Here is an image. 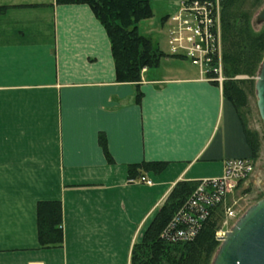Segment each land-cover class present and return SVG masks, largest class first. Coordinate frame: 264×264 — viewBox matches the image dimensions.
<instances>
[{"label":"crops","instance_id":"crops-1","mask_svg":"<svg viewBox=\"0 0 264 264\" xmlns=\"http://www.w3.org/2000/svg\"><path fill=\"white\" fill-rule=\"evenodd\" d=\"M0 7V264H130L176 183L218 179L226 161L250 159L221 88L181 60L165 57L137 85L119 83L88 6ZM144 163L166 166L129 178ZM40 202L61 205L60 248L39 246Z\"/></svg>","mask_w":264,"mask_h":264},{"label":"trees","instance_id":"trees-1","mask_svg":"<svg viewBox=\"0 0 264 264\" xmlns=\"http://www.w3.org/2000/svg\"><path fill=\"white\" fill-rule=\"evenodd\" d=\"M220 0L222 39V71L226 82L222 87L223 98L230 102L240 120L254 163L258 156V137L246 128L244 115L249 110V81L237 80L238 76H252L259 71L264 58V30L255 34L250 19L257 0ZM57 5L88 6L103 26L110 43L115 78L119 83L137 85L143 70L157 68L160 61L170 55L155 48L151 40L138 32L141 21L153 16L148 0H55ZM8 7H0V14ZM183 61V60H181ZM214 77V76H212ZM137 93L136 102H140ZM108 162L105 142L100 140ZM165 163H144L130 166L129 178L144 172L158 174ZM197 182L180 181L174 185L160 205L141 241L134 244L130 264H208L218 241L215 235L223 220V204L209 205L200 202L192 206V193ZM230 196L226 200L230 205ZM62 213L59 202H40L36 208L38 241L41 249L62 246ZM201 218V219H200ZM188 220V222L186 220ZM178 232H183L181 238ZM193 237L190 238V233Z\"/></svg>","mask_w":264,"mask_h":264},{"label":"built area","instance_id":"built-area-1","mask_svg":"<svg viewBox=\"0 0 264 264\" xmlns=\"http://www.w3.org/2000/svg\"><path fill=\"white\" fill-rule=\"evenodd\" d=\"M172 26L168 33V45L171 55L179 60L191 62L204 72L203 78L211 81L216 79L215 59L220 49V0H186L181 2L176 15L170 18ZM213 64V65H212ZM215 66V67H214ZM208 69H211L207 71ZM215 74L214 77L211 73ZM207 74V75H206ZM254 165L250 159H231L224 163V172L221 178L201 180L192 193V206L200 202L213 200L215 204H223L226 221L220 228L215 239L220 242L228 232V220L234 218V211L227 206L226 200L240 184L247 181L253 173ZM139 183L150 186L152 183L146 178H139ZM201 219V218H200ZM186 220V219H185ZM188 222V220H186ZM181 238L183 232H178ZM193 237V232L190 233Z\"/></svg>","mask_w":264,"mask_h":264},{"label":"rangeland","instance_id":"rangeland-1","mask_svg":"<svg viewBox=\"0 0 264 264\" xmlns=\"http://www.w3.org/2000/svg\"><path fill=\"white\" fill-rule=\"evenodd\" d=\"M149 5L152 9L153 16L150 19L141 21L138 25V32L140 35L149 38L155 48L161 50L164 54L170 55V58H174L179 60L171 55L170 47L168 45V33L172 26V22L170 18L177 14L178 9L180 8V4L186 0H148ZM251 0H248L244 5L249 8ZM257 7L253 9L250 24L251 30L257 34L264 30V23L259 24L256 22V16L258 12L264 8V0H257ZM221 31V24H220ZM220 49L217 51L215 64L216 66H220L221 70L211 73V76H215L218 80L216 82L207 80L208 82H213L217 86H219L222 90L224 83L226 82V78L223 75L222 71V39L220 32ZM264 60V58H263ZM179 64H182L181 67L187 68L189 70H195L199 72L200 77L203 76L204 72L200 70L198 67L194 66L191 62L183 60L178 61ZM263 62V61H262ZM161 63L164 64V61L161 60ZM213 65V64H212ZM262 65V63H261ZM215 67V66H214ZM261 67V66H260ZM211 69H208L209 71ZM260 71V68H259ZM259 71L253 73L252 76H238L237 80L249 81L253 88L252 93L249 95V110L248 114L244 115V121L246 123V128L249 131L254 132L258 137V156L257 160L254 163L253 173L249 177L250 184L246 188L236 187L235 190L232 191L230 196V206L234 211V218L228 220V231L234 226L236 221L242 217V215L253 205H255L258 201L263 198V186H264V126L259 117V113L257 110V100L255 95V84L257 81V77ZM203 73V74H202ZM207 75V74H206ZM203 78V77H202ZM204 79V78H203ZM207 79V78H205ZM245 186V185H244ZM246 189V190H245ZM226 221V215L223 211V220L219 225V229L223 228L225 231L227 227H223V224ZM218 229V230H219ZM221 246V242H218L215 250L213 251V255L208 264H212L216 253L218 252Z\"/></svg>","mask_w":264,"mask_h":264},{"label":"water","instance_id":"water-1","mask_svg":"<svg viewBox=\"0 0 264 264\" xmlns=\"http://www.w3.org/2000/svg\"><path fill=\"white\" fill-rule=\"evenodd\" d=\"M256 22L264 23V8ZM257 110L264 126V60L255 84ZM212 264H264V186L263 198L251 206L220 240Z\"/></svg>","mask_w":264,"mask_h":264},{"label":"flooded vegetation","instance_id":"flooded-vegetation-1","mask_svg":"<svg viewBox=\"0 0 264 264\" xmlns=\"http://www.w3.org/2000/svg\"><path fill=\"white\" fill-rule=\"evenodd\" d=\"M248 187V186H247ZM246 190V189H245Z\"/></svg>","mask_w":264,"mask_h":264}]
</instances>
